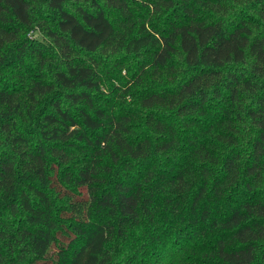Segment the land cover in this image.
I'll use <instances>...</instances> for the list:
<instances>
[{"label": "trees", "instance_id": "16d2710c", "mask_svg": "<svg viewBox=\"0 0 264 264\" xmlns=\"http://www.w3.org/2000/svg\"><path fill=\"white\" fill-rule=\"evenodd\" d=\"M175 1L0 0V264H264V0Z\"/></svg>", "mask_w": 264, "mask_h": 264}, {"label": "rangeland", "instance_id": "374dc122", "mask_svg": "<svg viewBox=\"0 0 264 264\" xmlns=\"http://www.w3.org/2000/svg\"><path fill=\"white\" fill-rule=\"evenodd\" d=\"M160 0H135L134 4L131 6L134 14L136 15L137 20H142L144 15L147 13L148 10H156V9H163V11H167L165 8L169 7V11L171 8L181 6V3H176L175 0H166L167 4L163 6H158ZM207 2L208 5L204 6L200 4L201 2ZM188 5L198 8V12L200 15H203L204 18L210 19L213 17L214 11L217 8V0H188ZM232 6L233 4H229ZM167 14V13H166ZM38 35V34H37ZM126 74L123 70L122 75Z\"/></svg>", "mask_w": 264, "mask_h": 264}]
</instances>
